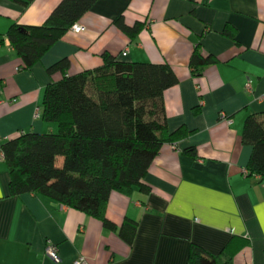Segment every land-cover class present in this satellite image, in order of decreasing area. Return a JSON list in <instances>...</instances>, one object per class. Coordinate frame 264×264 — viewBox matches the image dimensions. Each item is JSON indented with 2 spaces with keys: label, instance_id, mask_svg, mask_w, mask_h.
<instances>
[{
  "label": "crops",
  "instance_id": "crops-1",
  "mask_svg": "<svg viewBox=\"0 0 264 264\" xmlns=\"http://www.w3.org/2000/svg\"><path fill=\"white\" fill-rule=\"evenodd\" d=\"M59 1L34 0L24 9L0 0V143L55 132L41 120V102L61 75L46 70L67 59L74 75L99 67L104 53L172 69L177 84L163 94L166 124L184 134L161 145L144 178L147 193H110L106 218L137 223L131 245L51 199L10 196L0 162V264H73L79 256L88 264H188L190 244L217 255L233 238L247 245L232 264H264V188L244 175L251 147L241 143L245 118L264 112V0H97L76 22L81 32L69 29L37 64L20 69L7 30L41 25ZM119 16L128 27L143 24L135 39L114 25ZM226 26L234 40L223 34ZM197 44L218 63L194 76L189 59ZM47 243L57 247L59 263L45 257Z\"/></svg>",
  "mask_w": 264,
  "mask_h": 264
},
{
  "label": "trees",
  "instance_id": "trees-1",
  "mask_svg": "<svg viewBox=\"0 0 264 264\" xmlns=\"http://www.w3.org/2000/svg\"><path fill=\"white\" fill-rule=\"evenodd\" d=\"M9 1L25 9L34 0ZM96 1L60 0L41 25L12 24L5 37L20 59V69L37 64ZM113 23L131 40L143 28L139 22L126 26L121 16ZM223 34L234 40L231 28L226 26ZM101 58L99 67L74 75L67 74V59L50 66L47 74L59 73L61 78L43 90L41 120L54 124L56 131L22 133L0 146L10 196L51 199L99 220L105 230L131 245L137 223L125 219L116 226L105 216L106 205L112 192L126 197L135 189L147 193L144 178L161 145L184 134L183 129L168 131L163 105L164 92L177 84V78L166 64L121 61L108 53ZM216 63L198 44L189 59L194 76ZM241 143L251 147L248 176L264 179V112L245 118ZM184 151L195 155L192 148ZM246 245L233 238L212 255L190 244L187 263L232 264L235 253Z\"/></svg>",
  "mask_w": 264,
  "mask_h": 264
},
{
  "label": "built area",
  "instance_id": "built-area-1",
  "mask_svg": "<svg viewBox=\"0 0 264 264\" xmlns=\"http://www.w3.org/2000/svg\"><path fill=\"white\" fill-rule=\"evenodd\" d=\"M70 30H72L74 33H79L82 30V27L74 24ZM246 87H250V84L247 83ZM1 145V143H0ZM0 162H4V153L2 151V148L0 146ZM244 175L248 176V172L246 170H244ZM256 176L259 180L260 183L262 185V187L264 188V179H262L260 176L257 175H253ZM44 255L47 259H49L51 262L53 263H59L60 258L58 256V252H57V247L51 243H47L45 248H44ZM73 264H88L85 260V258L83 256H79L78 258H76L73 262Z\"/></svg>",
  "mask_w": 264,
  "mask_h": 264
}]
</instances>
